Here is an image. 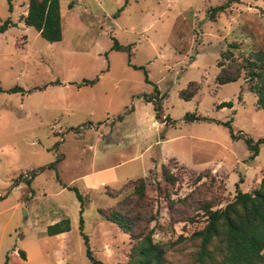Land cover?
Returning <instances> with one entry per match:
<instances>
[{
	"label": "rangeland",
	"instance_id": "374dc122",
	"mask_svg": "<svg viewBox=\"0 0 264 264\" xmlns=\"http://www.w3.org/2000/svg\"><path fill=\"white\" fill-rule=\"evenodd\" d=\"M27 1L0 0V25L13 23L0 32V264H95L87 247L126 261L128 234L99 209L131 205L139 177L165 264H199V205L264 179V143L250 159L246 142L264 139V111L242 77L215 82L228 44L264 49V0H59L56 42L25 25ZM162 165L177 177L168 197ZM63 219L67 232L46 233Z\"/></svg>",
	"mask_w": 264,
	"mask_h": 264
},
{
	"label": "trees",
	"instance_id": "16d2710c",
	"mask_svg": "<svg viewBox=\"0 0 264 264\" xmlns=\"http://www.w3.org/2000/svg\"><path fill=\"white\" fill-rule=\"evenodd\" d=\"M225 5H217L209 9L215 14L223 10ZM11 10V5L9 6ZM21 19L27 26L34 27L42 38L48 42L59 41L62 37L61 16L59 0H28L26 13ZM13 25L10 19H6L0 25V32ZM113 49L125 50L114 42ZM218 72L215 76L217 84H225L238 80L240 77L246 82L248 90L256 96V106L264 111V49L245 52L237 43H230L220 53L217 60ZM93 80L85 81V84L93 83ZM15 90V88L13 89ZM196 92V88L184 89L179 95L184 99H190ZM229 105L230 102L219 104L220 108ZM159 110V106H155ZM159 117V111L158 115ZM187 119H201L194 114L187 115ZM250 155L253 159L258 154V145L264 143L259 139L256 143L250 138L246 139ZM52 165H49L51 167ZM48 167V168H49ZM161 174L165 182L163 193L169 196V189L175 184L176 175L165 165H162ZM32 176L26 179L30 188ZM239 182H242L241 178ZM133 203L127 206L125 200L118 203L117 209L103 210L99 213L108 221L115 223L123 232L127 233L132 244L126 261L115 264H165L166 243L156 242L153 239V227L149 228L147 222L141 224L143 211L146 208L147 182L145 177L131 180ZM159 187V185L157 186ZM72 188V187H69ZM81 202L82 196L73 187ZM214 199L199 205L202 210L203 225L190 234V239L198 242L195 251V259L199 264H264V179L253 192L236 189L232 200L221 206ZM149 221L154 217L149 210ZM196 217H187L182 221H195ZM70 229L69 220L63 219L46 228L48 235H56L67 232ZM85 244L87 237L84 236ZM87 255L95 264H103L94 258L87 247ZM70 264V263H64Z\"/></svg>",
	"mask_w": 264,
	"mask_h": 264
},
{
	"label": "crops",
	"instance_id": "0c3cea01",
	"mask_svg": "<svg viewBox=\"0 0 264 264\" xmlns=\"http://www.w3.org/2000/svg\"><path fill=\"white\" fill-rule=\"evenodd\" d=\"M26 10H27V7H26ZM62 27V26H61ZM63 233H65V232H61V233H59V235H62Z\"/></svg>",
	"mask_w": 264,
	"mask_h": 264
},
{
	"label": "water",
	"instance_id": "95a60500",
	"mask_svg": "<svg viewBox=\"0 0 264 264\" xmlns=\"http://www.w3.org/2000/svg\"><path fill=\"white\" fill-rule=\"evenodd\" d=\"M24 213H25V211H24ZM24 216H26V215L24 214Z\"/></svg>",
	"mask_w": 264,
	"mask_h": 264
}]
</instances>
